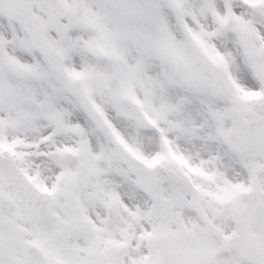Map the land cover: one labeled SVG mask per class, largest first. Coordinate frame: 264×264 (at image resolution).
<instances>
[{"label":"snow or ice","instance_id":"snow-or-ice-1","mask_svg":"<svg viewBox=\"0 0 264 264\" xmlns=\"http://www.w3.org/2000/svg\"><path fill=\"white\" fill-rule=\"evenodd\" d=\"M0 264H264V0H0Z\"/></svg>","mask_w":264,"mask_h":264}]
</instances>
